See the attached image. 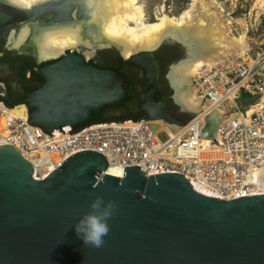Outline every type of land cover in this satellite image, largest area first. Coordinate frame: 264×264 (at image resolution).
Returning <instances> with one entry per match:
<instances>
[{
    "label": "water",
    "instance_id": "95a60500",
    "mask_svg": "<svg viewBox=\"0 0 264 264\" xmlns=\"http://www.w3.org/2000/svg\"><path fill=\"white\" fill-rule=\"evenodd\" d=\"M82 6L81 0H46L21 8L0 0V47L40 61L29 42L9 46L10 33L24 23L34 24L36 33L75 16L79 20ZM173 41L165 38L126 58L116 46L107 47L141 68L153 85L141 104L143 119L183 122L153 98L159 89L153 52ZM37 73L36 82L44 81L26 94L27 113L30 123L46 131L82 124L103 105L120 102L129 87L120 72L87 63L74 49ZM214 128L208 126L210 136ZM107 168L102 153L80 148L35 179L30 161L11 144L0 143V264H264V194L223 200L177 172L146 175L132 165L115 176ZM98 197L114 208L104 245L95 248L83 244L74 225Z\"/></svg>",
    "mask_w": 264,
    "mask_h": 264
},
{
    "label": "built area",
    "instance_id": "2783aa9c",
    "mask_svg": "<svg viewBox=\"0 0 264 264\" xmlns=\"http://www.w3.org/2000/svg\"><path fill=\"white\" fill-rule=\"evenodd\" d=\"M191 82L207 109L189 114L181 124L129 117L46 131L30 123L26 113L6 119L0 143L11 144L30 161L35 179L84 148L102 153L108 166L123 170L138 165L146 175L180 173L202 192L223 200L264 194L257 178L264 166V49L204 69ZM243 93L254 98L240 110L236 99ZM219 107L224 109L222 120L213 114ZM6 109L0 101V114Z\"/></svg>",
    "mask_w": 264,
    "mask_h": 264
},
{
    "label": "bare ground",
    "instance_id": "6f19581e",
    "mask_svg": "<svg viewBox=\"0 0 264 264\" xmlns=\"http://www.w3.org/2000/svg\"><path fill=\"white\" fill-rule=\"evenodd\" d=\"M17 7H31L46 0H5ZM81 19L69 23L54 24L33 33V25L24 23L18 32L12 31L8 45L14 48L29 42L33 52L41 58L56 56L66 49L81 46L107 48L114 45L123 57L151 49L163 39L171 37L181 42L188 51L193 46L194 57L171 67L169 78L175 89V98L192 113L207 109L197 96L192 78L204 69H211L223 62L233 61L246 51L245 35H234L230 21L223 17L224 8L216 0H192L189 8L178 16L160 13L154 21H148L140 0H81ZM189 53V52H188ZM189 55V54H188ZM23 105L4 110L0 114V133H4L7 118L24 117ZM217 119H223L224 109L213 111ZM106 172L122 176L123 169L108 166ZM258 182L264 188V166L257 171Z\"/></svg>",
    "mask_w": 264,
    "mask_h": 264
},
{
    "label": "flooded vegetation",
    "instance_id": "af4514ba",
    "mask_svg": "<svg viewBox=\"0 0 264 264\" xmlns=\"http://www.w3.org/2000/svg\"><path fill=\"white\" fill-rule=\"evenodd\" d=\"M180 43L178 41L165 42L153 52L157 63L159 86V89L153 92V98L156 102L162 101L167 111L174 118L182 121L190 114L191 110L184 107L175 98V89L169 78L171 67L187 60L186 57H188V51L185 52V48ZM79 48L74 51L81 55L87 63L103 69L117 70L129 84L127 94L120 102L103 105L96 114L110 119L142 118L147 114L141 109V104L144 102L145 94L153 88V85L144 77V71L141 68L131 63L111 61L116 53L112 48V50L109 48L96 49L91 52L94 55L87 58L83 49H89V51L91 49L88 47ZM66 50L56 56L41 58L40 61H37L35 56L22 55L15 50L0 47V99L7 103L19 102L18 105H23L27 110L31 109L26 102V94L38 88L44 81L41 79L40 83L36 82L38 69L57 60ZM151 120L164 119L154 118Z\"/></svg>",
    "mask_w": 264,
    "mask_h": 264
},
{
    "label": "rangeland",
    "instance_id": "374dc122",
    "mask_svg": "<svg viewBox=\"0 0 264 264\" xmlns=\"http://www.w3.org/2000/svg\"><path fill=\"white\" fill-rule=\"evenodd\" d=\"M224 8L223 17L230 21L231 32L234 35L244 34L246 51L250 55L264 49V0H216ZM145 17L154 21L155 17L164 13L178 16L184 9L189 8L192 0H140ZM112 50L111 48H109ZM89 49H83L86 55ZM189 58L194 57L193 46H188ZM188 57H186L187 59ZM240 110L246 106L241 97L236 99Z\"/></svg>",
    "mask_w": 264,
    "mask_h": 264
},
{
    "label": "clouds",
    "instance_id": "9594fccd",
    "mask_svg": "<svg viewBox=\"0 0 264 264\" xmlns=\"http://www.w3.org/2000/svg\"><path fill=\"white\" fill-rule=\"evenodd\" d=\"M114 208L112 203L104 204L102 198H96L91 204V211L85 213L74 225L76 235L85 246L100 248L104 245V237L109 233L107 221Z\"/></svg>",
    "mask_w": 264,
    "mask_h": 264
},
{
    "label": "trees",
    "instance_id": "16d2710c",
    "mask_svg": "<svg viewBox=\"0 0 264 264\" xmlns=\"http://www.w3.org/2000/svg\"><path fill=\"white\" fill-rule=\"evenodd\" d=\"M111 61H113V62H117V63H125V62L122 60V58H121L117 53H115V55H114V57L111 59ZM242 95L247 96V95L244 94V93H243ZM242 95H241V97H242ZM253 98H254V97H250V96H249V100H250V101H252ZM18 104H19V102H10V103H8V107H9V108H13L14 106H16V105H18ZM108 119H110V118H107V117H105V116H103V115H99V114H96V113H95L90 119H88L87 121L83 122L82 124H87V123L97 122V121H103V120H108ZM136 119H138V118H136Z\"/></svg>",
    "mask_w": 264,
    "mask_h": 264
},
{
    "label": "crops",
    "instance_id": "0c3cea01",
    "mask_svg": "<svg viewBox=\"0 0 264 264\" xmlns=\"http://www.w3.org/2000/svg\"><path fill=\"white\" fill-rule=\"evenodd\" d=\"M242 99H243V101L245 102V103H248V102H250V100H249V97L248 96H244V95H242V97H241Z\"/></svg>",
    "mask_w": 264,
    "mask_h": 264
}]
</instances>
